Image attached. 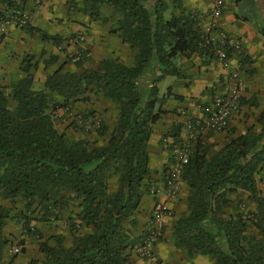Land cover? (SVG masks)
Returning <instances> with one entry per match:
<instances>
[{
    "label": "trees",
    "instance_id": "trees-1",
    "mask_svg": "<svg viewBox=\"0 0 264 264\" xmlns=\"http://www.w3.org/2000/svg\"><path fill=\"white\" fill-rule=\"evenodd\" d=\"M26 1L0 0V12L22 8ZM67 3L77 7L75 0ZM104 6L118 16L117 31L133 50L132 64L109 57L82 72L61 64L36 88L31 70L37 63L26 57L24 75L0 84V258L11 244L4 227L19 203L16 217L26 235L39 241L42 231L34 223L50 220L61 221L72 234L71 243L62 234L40 240L42 258L30 264H133L135 247L146 234L134 235L128 226L138 223L136 214L150 188L152 125L172 95L168 86L161 96L159 83L181 75L176 58L214 55L199 45L204 29L183 0H82L77 9L101 18ZM42 36L54 43L59 39ZM56 59L50 55L45 63ZM88 92L115 102L116 118L112 124L100 120L95 138L70 139L55 126L49 109ZM258 121V133L247 129L217 150L197 138L182 173L187 213L173 227L176 245L189 258L202 254L212 264H264V196L257 184L264 167V107ZM165 136L181 141V122ZM238 191L248 193L254 205V233L248 230L249 219L233 206L242 201L231 198Z\"/></svg>",
    "mask_w": 264,
    "mask_h": 264
},
{
    "label": "crops",
    "instance_id": "crops-1",
    "mask_svg": "<svg viewBox=\"0 0 264 264\" xmlns=\"http://www.w3.org/2000/svg\"><path fill=\"white\" fill-rule=\"evenodd\" d=\"M81 1L75 0L77 7ZM239 1L224 0L217 24L221 30L214 33L216 39H219L218 32H221L231 40L239 41L241 48L239 52L231 54L230 68L238 69L244 82L240 107L229 119L227 128L219 132L210 131L201 136L202 143L211 144L216 150L230 139L242 135L247 129L258 133L261 128L258 117L264 107V0H257L256 8L260 16L258 22L254 23H250L247 17L240 15L234 9ZM212 2L213 0H183L185 8L197 15L202 28L209 22L208 12ZM77 7H70L67 0H27L22 8L29 14V24L23 28L10 27L6 34L0 36V84H10L24 75L22 65L26 57L30 59L31 64L37 63L31 72L34 74V80L39 79L42 84L46 75L67 59L66 53L57 49V43H54L50 38H43L42 33L49 36L83 35V42L80 45L89 50L90 60L95 62L103 58L117 56L123 52L134 54L129 45L119 37L118 16L112 14L113 11L108 6L102 8L101 18H91L79 11ZM50 55L56 56L57 59L46 64ZM133 61L134 57L130 64ZM177 64L181 68V75L167 76L163 79L169 83L172 95L166 98L161 105L164 113L152 125L153 132L149 140V149L153 147L162 162H165V157L169 152L166 147L170 145L164 134L170 132L174 124L182 122L178 109L184 108L189 112L198 113L200 111L197 107L198 103L208 106L215 94L224 91L226 81L227 70L215 57L212 58L210 55L205 57L194 52L188 56H182L181 61ZM71 66L74 67V65ZM159 94L164 95V90L160 86ZM168 138L173 139L170 136ZM161 177L162 181L157 183L156 192L153 195L148 194L146 205L141 206V211L145 207L147 210L149 206L152 207L155 200L165 201L168 206L163 236L155 245V251L160 261L162 264H212L210 256L198 254L189 258L186 252L176 245L173 238V227L176 220L187 213L186 195L188 191L182 182L178 198L168 200L164 189L167 176ZM257 184L264 196V167L257 175ZM235 196L236 198L244 197L246 202L253 205L247 198L248 193L238 191L235 195L232 194V198ZM146 210L141 213L144 225L141 232L137 234L142 233L143 229L146 230L147 222L151 216L150 213L149 218L145 219ZM28 246L30 244H23L26 249ZM132 260L133 264H145L143 259L135 253V250ZM20 262L21 260L13 261L11 264Z\"/></svg>",
    "mask_w": 264,
    "mask_h": 264
},
{
    "label": "built area",
    "instance_id": "built-area-1",
    "mask_svg": "<svg viewBox=\"0 0 264 264\" xmlns=\"http://www.w3.org/2000/svg\"><path fill=\"white\" fill-rule=\"evenodd\" d=\"M38 1V0H37ZM224 0H213L208 12L209 22L203 28L205 38L199 45L208 46L214 57L227 70L224 91L215 94L208 106L198 105L199 112H189L184 108L178 109L182 117L181 141L173 152V160L170 163L169 175L164 183L166 198L176 199L181 192L182 173L185 164L195 150V143L199 136L207 132H219L227 128L229 119L240 107V100L244 90V82L238 69L230 68L231 54L239 52L241 45L237 40H231L225 33L218 32L219 39L214 37L217 31L218 19L222 13ZM29 24V14L19 7L9 8L0 12V36L7 33L10 27L23 28ZM82 35H67L61 38L57 46L59 51L67 53L71 62H77L87 58L90 52L80 43ZM154 192V188H151ZM168 213L165 201L155 200L151 208V216L146 225V234L142 241L135 247V253L143 259L145 264H162L155 245L163 236L164 220ZM21 253L18 244L10 245L7 251L8 259L1 264H11L10 259Z\"/></svg>",
    "mask_w": 264,
    "mask_h": 264
},
{
    "label": "rangeland",
    "instance_id": "rangeland-1",
    "mask_svg": "<svg viewBox=\"0 0 264 264\" xmlns=\"http://www.w3.org/2000/svg\"><path fill=\"white\" fill-rule=\"evenodd\" d=\"M257 0H240L236 3V7L234 8L240 15L247 17L250 21V23L258 22L259 19V12L256 8ZM221 30L220 28H217V31ZM62 35L59 36V39L57 41L56 47L60 43V40L62 37L67 36ZM70 35H81V34H70ZM83 36V35H82ZM83 40L81 41V43ZM89 51V50H88ZM67 56V53H66ZM91 54L80 61L77 62H71L70 58L67 56V59L63 60V66L66 70H74L82 72L85 69L88 68H95L97 65V62L90 60ZM134 57V54L132 55L131 52L118 54L117 56L111 57L115 58L125 64H130L132 62V58ZM182 57L176 58V62H180ZM71 65H74L72 67ZM40 78V77H39ZM42 83L39 81V79L34 80V86L36 88H41ZM169 83L166 80H162L160 82L161 89L164 90V94L167 92V86ZM56 101H61L60 97H56ZM201 103H198L200 105ZM49 111L52 114L55 126L60 130L65 132L70 139H78L82 137H88V138H95L94 134V126L98 124L100 120L107 121L108 123L112 124L116 118L117 115V104L115 102H112L111 100L104 98L100 93L95 92H88L84 95V97H81L80 99L72 102L71 104H68L67 106L62 107H53L50 108ZM166 134V133H165ZM165 139H168L170 145H167L168 155L165 157V162H162L159 159V156L157 152L153 149V147H150L149 152L151 156V164H150V188L149 191L146 192V194L143 196L142 203L139 207V211L137 212V220L138 223L133 226H128L130 232L132 234H137L141 232V228H143L144 225V219L142 216V212L146 210V207L142 209L141 206L144 207L146 198H148V194L153 195V193L156 192V189L158 187L157 183L162 181V177L164 172V168H167L166 175L169 174V164L172 161L173 152L176 148L179 146L178 142H173V139L168 138V136H165ZM162 140V139H161ZM162 162V163H161ZM186 187V186H185ZM151 188H154V192H151ZM187 189V188H186ZM188 193V192H187ZM235 195V194H234ZM232 198V195H231ZM239 198V197H238ZM236 196L233 199H238ZM242 201L239 202H233V206H237V210L241 212L247 219H249V232L254 233L255 228L253 224L250 223V218H252L251 212L254 210V205L246 202L244 197H240ZM153 204V203H152ZM233 206L228 207V209H232ZM20 207V203L16 205V208L12 210V214L15 216L13 219L9 220L4 227V234L6 238L11 241V244H30L28 246V249L24 248L22 253L19 256H13L10 259V262H18V260H21L19 264H30V262L34 259H41L42 255L39 253V244L43 240H48L49 238H52V236L56 234H62L64 235V241L65 243H71L72 234L67 230V226L63 225L61 221H37L36 226L40 228L42 231V237L37 241L30 235H26L24 233V229L21 226V222L16 217L17 209ZM150 207V206H149ZM148 207V208H149ZM147 208L145 214V219L149 218L151 213V208ZM67 214V213H66ZM146 231L145 229H143ZM143 231V232H144ZM142 232V233H143ZM141 234V233H140ZM22 240V242H21ZM41 240V241H40ZM50 242H53L52 239H50ZM9 244L6 245V247L3 250L2 256L0 258V264L8 259L6 252L8 251ZM182 250H184L187 254V251L185 248L181 247ZM18 264V263H15Z\"/></svg>",
    "mask_w": 264,
    "mask_h": 264
}]
</instances>
